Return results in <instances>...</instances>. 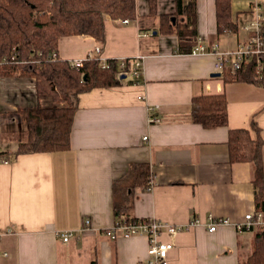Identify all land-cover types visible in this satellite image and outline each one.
<instances>
[{
	"label": "crops",
	"instance_id": "0c3cea01",
	"mask_svg": "<svg viewBox=\"0 0 264 264\" xmlns=\"http://www.w3.org/2000/svg\"><path fill=\"white\" fill-rule=\"evenodd\" d=\"M254 1L231 0L237 31L217 35L214 0H196L197 37L234 51L253 34L244 27L255 19ZM174 9V0H157L158 15ZM136 14H148L145 0H137ZM121 20L104 18L103 43L63 36L50 54L72 63L98 46L104 60L139 58L141 79L79 94L67 150L0 161V264H147L145 236L104 233L124 216L182 227L159 237L173 244L167 264H238L250 254L256 229L237 226L257 211L251 166L229 163L227 141L229 130L250 129L252 118L264 141V88L212 77L211 54L181 52L175 36L141 31L138 19ZM34 87V79L0 76V114L46 105ZM219 93L227 101V126L205 129L189 121L193 96ZM16 126L1 124L0 134ZM18 141L1 140L0 151H16ZM137 166H146L145 184H134ZM120 206L124 216L115 215ZM209 218L227 223L212 232ZM193 219L199 223L189 225ZM66 230L76 233L62 243L57 233Z\"/></svg>",
	"mask_w": 264,
	"mask_h": 264
},
{
	"label": "trees",
	"instance_id": "16d2710c",
	"mask_svg": "<svg viewBox=\"0 0 264 264\" xmlns=\"http://www.w3.org/2000/svg\"><path fill=\"white\" fill-rule=\"evenodd\" d=\"M145 1L148 14L137 18V0H0V62L4 58L7 61L0 63V76L34 79L36 99L46 102V105L36 104L0 114L1 124L23 125L26 132L24 139H18L16 151L0 152V161H11L19 154L67 150L78 95L122 83L117 78L119 61L116 59L105 60L104 68L97 58L82 60L80 67H74L68 61L51 60L49 57L56 51L58 38L87 35L103 43L106 16L138 19L141 31L147 29L158 35L175 36L179 50L190 53L197 39L196 0H174L172 15H158L157 0ZM214 12L217 35L237 31L232 22L231 0H214ZM171 17L175 18L174 23ZM261 33L264 40V21ZM11 57H14L13 61ZM259 59L262 61L259 71L255 57L242 61L235 73L227 66L221 73L223 81L264 88V54ZM130 62L126 59V69ZM253 119H250V129L229 130L228 159L229 163L250 164L255 209L264 212V141ZM189 121L205 129L227 126L225 95L193 96ZM131 175L134 184L136 180L145 184L146 166L135 167ZM125 210L124 206L115 207V215H123ZM120 218L130 220L127 216ZM238 264H264V235L259 229L254 233L250 254Z\"/></svg>",
	"mask_w": 264,
	"mask_h": 264
},
{
	"label": "built area",
	"instance_id": "2783aa9c",
	"mask_svg": "<svg viewBox=\"0 0 264 264\" xmlns=\"http://www.w3.org/2000/svg\"><path fill=\"white\" fill-rule=\"evenodd\" d=\"M264 0H255L251 6V10L255 14L254 21L247 24L244 29L251 31L253 34L249 39L234 51H223L219 49L217 44L208 47L201 38L196 39L194 46L190 51V55H206L211 54L214 58V70L215 72L222 73L223 70L229 66L232 73H235L237 69L241 67L242 61L250 58H256V69L259 71L262 68V61L259 59L260 55L264 54V40L261 33V24L264 21ZM123 23H128V19H122ZM224 33H230L228 31ZM51 59V57H49ZM87 58H97L102 62V67H105V60L101 55V48L95 46L93 52ZM10 60H14L11 57ZM53 60V59H51ZM119 61V71L117 73V78L120 79L121 76H125L124 81L139 82L141 79L142 62L138 58L136 60H131L128 69L126 66V59H121ZM7 62L4 58L1 60V64ZM82 60H76L72 62L74 67H80ZM150 122L155 121L150 117ZM1 129V122H0ZM146 138H144L145 140ZM1 152V151H0ZM1 162L7 163L5 159H1ZM243 223L237 226L238 230H254L259 229L264 235V212L254 211L252 213L246 214ZM210 223L208 230L215 231L219 225H224L227 223L225 219L212 220L209 218ZM199 221L193 219L189 225H196ZM85 225H89V220L85 221ZM182 231L181 226L173 227L166 224H162L153 219H136V220H117L114 222L113 226L105 230V235L110 239H116L118 234H121L124 238H129L131 236L141 235L145 236L148 240V254L151 259L147 261V264H167V258L169 251L173 248L171 242H163L159 240L160 235L165 232L166 234L172 235ZM75 231L66 230L57 233V237L62 243H68L75 236Z\"/></svg>",
	"mask_w": 264,
	"mask_h": 264
},
{
	"label": "rangeland",
	"instance_id": "374dc122",
	"mask_svg": "<svg viewBox=\"0 0 264 264\" xmlns=\"http://www.w3.org/2000/svg\"><path fill=\"white\" fill-rule=\"evenodd\" d=\"M23 128H24L23 126H16V129L12 133L6 134L5 132V133L0 134V141L1 140H5L8 142L12 141L10 143H13L14 141H16L17 138L24 139L26 136V132H25V129ZM0 149H3V148H1L0 146Z\"/></svg>",
	"mask_w": 264,
	"mask_h": 264
},
{
	"label": "water",
	"instance_id": "95a60500",
	"mask_svg": "<svg viewBox=\"0 0 264 264\" xmlns=\"http://www.w3.org/2000/svg\"><path fill=\"white\" fill-rule=\"evenodd\" d=\"M171 21H172V23H174L175 22V18L171 17ZM153 34L156 35V32L154 31ZM220 76H221V73H219V72H216V73L212 74V77H220ZM124 78H125V76H121L120 77L121 80L124 79ZM83 79H85V76L83 77Z\"/></svg>",
	"mask_w": 264,
	"mask_h": 264
}]
</instances>
